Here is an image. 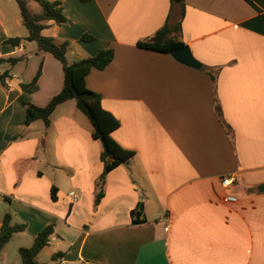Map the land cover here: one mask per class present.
I'll list each match as a JSON object with an SVG mask.
<instances>
[{"label": "crops", "instance_id": "1", "mask_svg": "<svg viewBox=\"0 0 264 264\" xmlns=\"http://www.w3.org/2000/svg\"><path fill=\"white\" fill-rule=\"evenodd\" d=\"M60 1L67 20H49L42 34L69 41V61L113 48L86 85L135 154L107 173L94 205L103 162L91 121L69 99L48 126L26 123V103L46 105L64 72L36 41H7L29 31L17 1L0 0V226L7 212L25 225L12 236L53 224L41 264L51 245L48 264H264V0H184L179 39L200 67L137 44L169 13L179 18L171 0ZM41 63L37 90H23ZM226 175L234 180L223 186ZM138 202L145 222L135 224Z\"/></svg>", "mask_w": 264, "mask_h": 264}, {"label": "trees", "instance_id": "2", "mask_svg": "<svg viewBox=\"0 0 264 264\" xmlns=\"http://www.w3.org/2000/svg\"><path fill=\"white\" fill-rule=\"evenodd\" d=\"M23 24L27 27L29 34L27 37H14L7 41L14 45L23 40L36 41L38 49L42 52L52 53L62 64L64 72V82L61 90L56 93L44 106H37L26 103V123L29 124L36 119H42L46 126L51 122V115L56 106L69 99H74L79 110L86 114L91 121L92 135L101 143L100 158L103 162V170L97 180V191L95 192L94 205H97L104 196L105 177L107 173L120 164L127 163L135 154L134 151L121 146L112 136V131L119 126L118 119L101 104V94L90 89L86 85V77L93 68L104 69L114 58L113 48H104L94 55L69 61L67 50L69 41L57 42L53 37L42 34V30L49 25L52 20L61 24L67 20L63 13V3L60 0H35L42 10L40 13H33L28 7L29 0H16ZM86 1V0H82ZM171 5L180 6L179 18L175 19L172 12L169 13L164 25L154 34L137 41L140 47L154 49L158 51L170 52L173 48L183 45L179 39L181 21L184 17V0L175 3L171 0ZM8 60L14 64L19 58L9 57ZM42 63L32 78L27 83H22L23 90L35 91L38 88V79L41 75ZM4 75L0 76V81L4 83ZM51 197L56 199V188L52 187ZM131 220L133 223L145 222L143 203L138 202L131 210ZM53 224L46 225L39 231L32 243L26 247H19L22 264H41L37 255L48 243L49 236L53 232ZM24 224H11V214L5 213L0 226V252L5 244L10 240L14 232L23 231Z\"/></svg>", "mask_w": 264, "mask_h": 264}, {"label": "rangeland", "instance_id": "3", "mask_svg": "<svg viewBox=\"0 0 264 264\" xmlns=\"http://www.w3.org/2000/svg\"><path fill=\"white\" fill-rule=\"evenodd\" d=\"M37 4L41 7V5L38 2H37ZM41 10H42V7H41ZM33 238H34V236L29 231H25L23 233H19V234L12 236L11 239L6 243V245L3 249V252H2V256L5 259V264H16L18 261L20 262V264H22L21 256L19 253V247L30 246L33 242ZM51 247H53L55 249L57 248V247H54L53 245H51L48 248V250H44L39 255V259L41 261L47 263V264L52 261V259L50 257V253H49L51 250ZM63 248L64 249L66 248L65 245L63 246Z\"/></svg>", "mask_w": 264, "mask_h": 264}, {"label": "water", "instance_id": "4", "mask_svg": "<svg viewBox=\"0 0 264 264\" xmlns=\"http://www.w3.org/2000/svg\"><path fill=\"white\" fill-rule=\"evenodd\" d=\"M175 3H180L182 0H173ZM171 55L178 61L193 67H200V62L194 57L187 44L180 45L170 51ZM260 191H264V184L258 187Z\"/></svg>", "mask_w": 264, "mask_h": 264}, {"label": "built area", "instance_id": "5", "mask_svg": "<svg viewBox=\"0 0 264 264\" xmlns=\"http://www.w3.org/2000/svg\"><path fill=\"white\" fill-rule=\"evenodd\" d=\"M233 180H234V176L226 175L222 178V184H223V186H227V185L231 184L233 182ZM69 197H70L71 204H74L79 199V193L75 190H71L69 192ZM226 200L230 201V202H234L237 200V198H236V196L229 194L226 196Z\"/></svg>", "mask_w": 264, "mask_h": 264}]
</instances>
